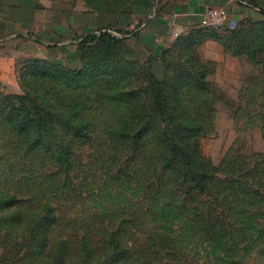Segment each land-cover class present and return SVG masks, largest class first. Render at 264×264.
Returning a JSON list of instances; mask_svg holds the SVG:
<instances>
[{
	"label": "rangeland",
	"instance_id": "1",
	"mask_svg": "<svg viewBox=\"0 0 264 264\" xmlns=\"http://www.w3.org/2000/svg\"><path fill=\"white\" fill-rule=\"evenodd\" d=\"M95 1L119 42L0 85V264H264V11L155 54Z\"/></svg>",
	"mask_w": 264,
	"mask_h": 264
},
{
	"label": "crops",
	"instance_id": "2",
	"mask_svg": "<svg viewBox=\"0 0 264 264\" xmlns=\"http://www.w3.org/2000/svg\"><path fill=\"white\" fill-rule=\"evenodd\" d=\"M132 3L127 0L122 5ZM97 4L95 0H0V85L18 79L30 63L33 69L37 56L66 61L88 35L100 31L117 35L116 9H100ZM104 4L116 5L113 0ZM139 6L126 36L144 50L160 54L173 42L174 29L184 33L199 25L208 8L224 9L228 26L264 11V0H140ZM137 22L139 26L133 28Z\"/></svg>",
	"mask_w": 264,
	"mask_h": 264
},
{
	"label": "built area",
	"instance_id": "3",
	"mask_svg": "<svg viewBox=\"0 0 264 264\" xmlns=\"http://www.w3.org/2000/svg\"><path fill=\"white\" fill-rule=\"evenodd\" d=\"M228 20V14L226 11L219 7L208 8L203 17L201 18L199 25L206 28H221ZM182 33L181 29H174L173 36L177 37Z\"/></svg>",
	"mask_w": 264,
	"mask_h": 264
},
{
	"label": "trees",
	"instance_id": "4",
	"mask_svg": "<svg viewBox=\"0 0 264 264\" xmlns=\"http://www.w3.org/2000/svg\"><path fill=\"white\" fill-rule=\"evenodd\" d=\"M94 34V35H93ZM88 35L86 38H84L77 46V48L79 47V51H80V56L82 55L81 53H83V50L81 51V48L83 47V45H85V43L87 42L86 39L89 37V39L94 40V41H105L107 39V41H110L112 43H116L119 42L120 40L118 38H116L114 35H112L111 33H109L108 31H100L99 33H93Z\"/></svg>",
	"mask_w": 264,
	"mask_h": 264
}]
</instances>
